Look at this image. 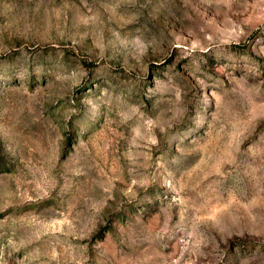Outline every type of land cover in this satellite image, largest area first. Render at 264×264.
Returning a JSON list of instances; mask_svg holds the SVG:
<instances>
[{
  "label": "rangeland",
  "instance_id": "374dc122",
  "mask_svg": "<svg viewBox=\"0 0 264 264\" xmlns=\"http://www.w3.org/2000/svg\"><path fill=\"white\" fill-rule=\"evenodd\" d=\"M0 264H264V0H0Z\"/></svg>",
  "mask_w": 264,
  "mask_h": 264
}]
</instances>
